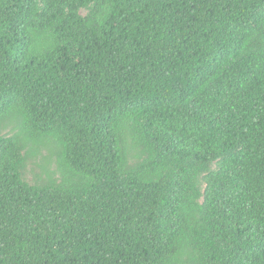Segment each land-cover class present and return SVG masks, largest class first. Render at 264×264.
<instances>
[{
    "label": "trees",
    "instance_id": "16d2710c",
    "mask_svg": "<svg viewBox=\"0 0 264 264\" xmlns=\"http://www.w3.org/2000/svg\"><path fill=\"white\" fill-rule=\"evenodd\" d=\"M12 117L88 179L29 187L0 137V264H264V0H0ZM220 157L203 211L160 167Z\"/></svg>",
    "mask_w": 264,
    "mask_h": 264
},
{
    "label": "rangeland",
    "instance_id": "374dc122",
    "mask_svg": "<svg viewBox=\"0 0 264 264\" xmlns=\"http://www.w3.org/2000/svg\"><path fill=\"white\" fill-rule=\"evenodd\" d=\"M89 12L90 10H83L82 14L86 16ZM0 137L22 140V161L17 166V174L20 180L29 187L63 185L65 184V179L69 178V176H71L76 183H81L88 179L87 177L71 172L68 166L63 163L61 155H63L64 150L62 147H58L54 140L48 139L41 144L35 143L29 138V141H27V134L23 131L21 123L16 121L15 117L5 121L0 130ZM133 154L141 155V146L133 150ZM222 157L203 166L166 158L161 163L160 167L161 170L169 172L170 174L176 173L182 166L186 167L188 172V176L186 177L191 179V183L195 190V202L198 204L201 211H203L208 188L206 177L219 171V162ZM141 159H147V155L143 154L139 159L130 158L129 164L134 165L137 161H141ZM153 159L154 158H151V161H153ZM207 221V216L203 212L200 213L201 224L206 225ZM199 261H201L200 258Z\"/></svg>",
    "mask_w": 264,
    "mask_h": 264
}]
</instances>
